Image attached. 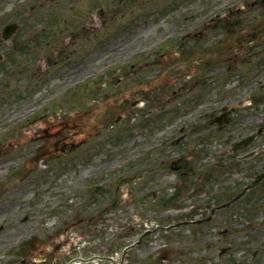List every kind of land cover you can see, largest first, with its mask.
Wrapping results in <instances>:
<instances>
[{"label":"rangeland","instance_id":"374dc122","mask_svg":"<svg viewBox=\"0 0 264 264\" xmlns=\"http://www.w3.org/2000/svg\"><path fill=\"white\" fill-rule=\"evenodd\" d=\"M11 21L0 39V260L31 235L22 264L92 252L116 264H264V194L165 229L209 215L247 181L228 148L264 125V3L0 0V30ZM216 100L234 108L223 128L209 122ZM58 123L83 141L30 163ZM96 260L83 264H111Z\"/></svg>","mask_w":264,"mask_h":264},{"label":"flooded vegetation","instance_id":"af4514ba","mask_svg":"<svg viewBox=\"0 0 264 264\" xmlns=\"http://www.w3.org/2000/svg\"><path fill=\"white\" fill-rule=\"evenodd\" d=\"M217 103L218 102L216 100L214 106L211 107V112L209 113L210 119L215 115L214 114L215 109L219 108ZM223 110H225V107H220L217 110L218 111L217 113H220ZM63 125H65V123ZM219 128H222V126ZM260 129H261V132L258 131V133H260V134L264 133V125L259 126L257 130H260ZM49 134H53V133L49 132L47 135L49 136ZM260 134L256 137V139L251 144H249L247 146H242L240 149L233 151V153L236 151L238 152V154L236 155V158L239 161L231 163L232 165L236 166V168L239 172V175L247 180L245 183L242 184V193L248 192L249 195H253V196L256 194H260V195L264 194V147L261 144H255L257 142ZM53 137H54V139L56 138L55 141L45 140V142H43V143L46 146H49L52 144L53 149H59L60 148L61 150H64L65 147L69 143V140L67 139L68 135L63 134L61 129H58L53 134ZM229 149H232L231 143H229ZM253 149H255V150H253ZM44 151H46L47 153L51 152V150L48 148H44ZM245 153L250 154V156L246 158L247 160L251 159L254 156H258L259 157L258 161L255 160L254 162H248L247 160L240 158ZM232 170H236V169H232ZM10 264H22V262L21 261H19V262L13 261ZM30 264H32V263H30Z\"/></svg>","mask_w":264,"mask_h":264},{"label":"water","instance_id":"95a60500","mask_svg":"<svg viewBox=\"0 0 264 264\" xmlns=\"http://www.w3.org/2000/svg\"><path fill=\"white\" fill-rule=\"evenodd\" d=\"M16 28V24L15 23H10L8 25H6L3 29V34H2V37L3 39H5L6 37H8ZM202 221V219H198V220H194V221H180V222H176L175 224L171 225V226H178V225H181V224H188V223H196V222H200ZM170 226V227H171ZM146 233L148 232H145L143 233L140 237H139V240L141 239V237L143 235H145Z\"/></svg>","mask_w":264,"mask_h":264}]
</instances>
